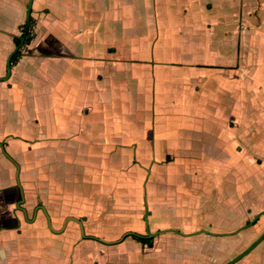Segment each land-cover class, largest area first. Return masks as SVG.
Masks as SVG:
<instances>
[{"label": "crops", "instance_id": "crops-1", "mask_svg": "<svg viewBox=\"0 0 264 264\" xmlns=\"http://www.w3.org/2000/svg\"><path fill=\"white\" fill-rule=\"evenodd\" d=\"M28 4L0 0V264H208L187 248L210 247L208 232L150 224L155 178L198 174V156L181 151L192 143L173 141L212 134L222 106L244 121L264 99V0H33L35 39L7 76ZM248 195L219 235L245 237ZM229 240L210 258L232 256Z\"/></svg>", "mask_w": 264, "mask_h": 264}, {"label": "rangeland", "instance_id": "rangeland-1", "mask_svg": "<svg viewBox=\"0 0 264 264\" xmlns=\"http://www.w3.org/2000/svg\"><path fill=\"white\" fill-rule=\"evenodd\" d=\"M143 37L154 38V34L148 31L143 34ZM143 37L141 42L146 44L148 40ZM151 46L149 45L150 49ZM224 49L225 47L223 50L218 49V51H225ZM261 71L264 73V67ZM262 81H264V76L261 77L260 83ZM260 91L263 94L264 87ZM254 100H251V109H245L242 114L244 121H237L238 113L231 109L228 110L227 106H222L216 120H214L215 129L212 134L208 133L209 136H203L199 134L203 131L192 127L186 131L187 140L177 139L173 141V145L176 142H180L182 145L192 143L189 148H181V151H191L192 154L198 156L201 162L197 170L198 174L192 172L186 174L180 168L179 171L173 174L171 180L168 179V174H162V176L155 178V191L159 196H156V201L151 206L154 209V214L149 217L150 224L152 226L161 225L176 230L180 229L179 232L181 231L183 234L194 233L201 229L208 232L204 234L214 240L210 247L206 244H199L197 247L192 242L187 243L188 249H195L194 253H197L196 257L198 256L199 260H201V255L204 253L207 261H209L208 264H216L217 261V264L228 263L264 234V214L257 218L264 209V147H258V144L264 143V99L262 96ZM168 114L171 116L173 112ZM178 123L176 122V125ZM247 125L249 130H247ZM244 128L245 131L242 132L241 129ZM165 131H169V125L167 124ZM179 136L181 137V135ZM234 145L235 147H233ZM167 146L169 145L163 147L165 151ZM243 174L245 176L246 174H252L248 176L249 183L245 188L242 185ZM248 181L246 180L243 183L247 185ZM249 188L250 195L248 197L249 200H253L251 203L254 205L251 206L250 220L254 224L242 230L243 233H246L245 237L237 236L238 234L233 236L219 235L230 233L233 224L241 220L239 210L231 212L226 209L232 206L230 202H235L236 207L242 208L243 196L246 197ZM168 193L171 194L167 195ZM259 206L260 208L254 209V207ZM137 212V215L141 217L140 208ZM130 213V211H126L123 212V215L130 216ZM130 223H133V221L124 219L125 225H131ZM186 224L187 226H185ZM218 224H220V227H218ZM106 236L109 237L108 232ZM228 237L231 240H229L224 253L232 256L219 260L211 259L212 256L222 254L224 251H222V239ZM248 243H250L249 246L246 245ZM155 244V251H161L165 247V242L158 238ZM263 258L264 240L254 248L253 252L248 253L234 264H255Z\"/></svg>", "mask_w": 264, "mask_h": 264}, {"label": "water", "instance_id": "water-1", "mask_svg": "<svg viewBox=\"0 0 264 264\" xmlns=\"http://www.w3.org/2000/svg\"><path fill=\"white\" fill-rule=\"evenodd\" d=\"M32 2L33 0H29V4H28V13H27V21H30V15H31V9H32ZM22 44V43H21ZM20 44V45H21ZM17 46L14 51L10 54L8 60H7V71L8 74L7 76L10 75L11 72V59L12 56L14 55V53L18 50V48L20 47ZM5 78H0V80H4ZM154 235V234H153ZM264 240V234L256 241L254 242L249 248H247L244 252H242L241 254H239L237 257H235L234 259L230 260L228 263L226 264H234L235 262H237L238 260H240L241 258H243L244 256H246L248 253H250L254 248H256V246H258L262 241Z\"/></svg>", "mask_w": 264, "mask_h": 264}, {"label": "trees", "instance_id": "trees-1", "mask_svg": "<svg viewBox=\"0 0 264 264\" xmlns=\"http://www.w3.org/2000/svg\"><path fill=\"white\" fill-rule=\"evenodd\" d=\"M32 19L29 21V23H26V27H24V33L22 36L20 37H15V42H16V45H20L21 43L24 44V43H27L30 41L29 37H28V33H26V30L29 28V25L31 23ZM19 51H17L15 53L18 54ZM13 55V57L15 56ZM136 238H138L139 240H141L142 242L146 243V244H152L153 242V238L151 237H143V236H135Z\"/></svg>", "mask_w": 264, "mask_h": 264}, {"label": "built area", "instance_id": "built-area-1", "mask_svg": "<svg viewBox=\"0 0 264 264\" xmlns=\"http://www.w3.org/2000/svg\"><path fill=\"white\" fill-rule=\"evenodd\" d=\"M26 33H28V37H29V39H30V42H33L34 41V36H33V32L31 31V29H27L26 30Z\"/></svg>", "mask_w": 264, "mask_h": 264}]
</instances>
